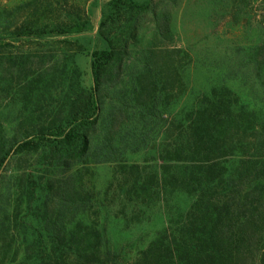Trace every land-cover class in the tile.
Wrapping results in <instances>:
<instances>
[{
  "label": "trees",
  "instance_id": "obj_1",
  "mask_svg": "<svg viewBox=\"0 0 264 264\" xmlns=\"http://www.w3.org/2000/svg\"><path fill=\"white\" fill-rule=\"evenodd\" d=\"M256 2L264 34V0ZM177 3L109 0L98 28L103 48L92 52L71 37L94 29L96 0H26L9 12V38L0 35V100L18 114L11 139L0 120V176L10 163L17 175L6 193L0 181V264H264V107L244 105L219 86L185 118H159L187 92L192 61L174 41ZM146 18L153 39L138 49ZM79 55L91 57V87ZM247 60L264 98V36ZM131 64L133 90L110 113L106 147L114 157L134 112L161 126L162 137L142 163L114 161L101 202L93 139L107 91ZM105 204H116L115 217L126 224L164 210L166 225L128 259L110 246Z\"/></svg>",
  "mask_w": 264,
  "mask_h": 264
},
{
  "label": "rangeland",
  "instance_id": "obj_2",
  "mask_svg": "<svg viewBox=\"0 0 264 264\" xmlns=\"http://www.w3.org/2000/svg\"><path fill=\"white\" fill-rule=\"evenodd\" d=\"M25 1L0 0V35L9 38L10 24L14 23L13 16L9 12ZM108 1L96 0L95 6L92 7L91 19L94 28L92 31L71 37V39L80 40L89 52L103 48V43L98 37V28L102 10ZM257 10L256 0H238L237 3H233V0H178L172 17L174 41L177 46L190 53L192 61L184 70L187 92L167 108L159 118L165 120L185 118L188 112L198 107L202 96L209 95L219 86L231 89L240 97L244 105L264 107L263 92L247 60L253 47L264 36L260 27L262 18ZM150 21V18L142 21L143 43L138 49L147 46L153 39L154 25ZM55 39L57 38L51 37L43 41ZM77 63L85 73V86L91 87V57L79 55ZM133 66L131 64L124 81L117 88L107 91L108 97L103 103L101 113L100 133L93 139L95 157L91 160L95 161L93 165L95 184L101 202L113 181L114 161L117 159L129 163H142L147 152L150 153V148L162 137L161 126L145 125L142 122L143 119H139L142 117L134 112L133 124L127 127L116 141L117 152L114 157L106 147L110 113L121 95L127 92L129 94L133 90ZM17 114L18 107L8 104L5 98L0 100V120L9 139L13 136ZM16 175L13 163L8 164L0 176L5 193L12 186ZM186 203L187 200L184 199V204ZM105 208L102 211L103 226L110 246L123 252L128 259L133 258L138 250L145 247L167 221L164 210H153L148 213L149 215L142 223L126 224L122 218L115 217L118 211L116 204L110 209L105 204ZM27 222L34 228L38 226L31 217L27 219Z\"/></svg>",
  "mask_w": 264,
  "mask_h": 264
}]
</instances>
